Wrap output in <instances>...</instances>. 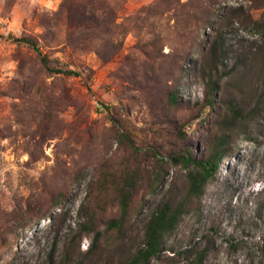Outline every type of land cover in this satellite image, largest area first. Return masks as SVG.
<instances>
[{
  "label": "rangeland",
  "instance_id": "rangeland-1",
  "mask_svg": "<svg viewBox=\"0 0 264 264\" xmlns=\"http://www.w3.org/2000/svg\"><path fill=\"white\" fill-rule=\"evenodd\" d=\"M62 2L0 0V264H120L166 200L185 210L149 264H264V0H95L91 37ZM232 104L254 114L203 196L186 198L188 169L169 155L207 156ZM124 194L120 232L109 222Z\"/></svg>",
  "mask_w": 264,
  "mask_h": 264
},
{
  "label": "trees",
  "instance_id": "trees-1",
  "mask_svg": "<svg viewBox=\"0 0 264 264\" xmlns=\"http://www.w3.org/2000/svg\"><path fill=\"white\" fill-rule=\"evenodd\" d=\"M82 1L84 0H63L60 11L66 12L68 22H70L69 26L72 28L71 30H75V28L83 29V31L86 32V36L91 37L92 32H97L96 30L104 25V21H101L99 15L95 12V0H89L93 4L91 9L83 6L80 3ZM255 26L263 27V24H261L260 21H255ZM0 36H3V34L0 33ZM7 38L28 45L36 53L47 70L67 76L80 75V73L73 68H63L58 65H53L50 56L41 49L36 39L28 36L17 37L13 35H8ZM68 42L69 44L75 45L73 39H68ZM216 87V81L212 82L209 86L210 91L207 96V105L210 107L216 104ZM170 100L173 103H177V97L174 93L171 94ZM226 113H228L229 119L227 117L223 118L218 125L219 135H217L215 143L207 156H196L192 152L191 147L181 149L169 155V160H171L173 164H180L184 169H188L186 198L200 199L203 196L207 183L217 175L235 136L239 135V122L249 119L254 114V109L245 112L238 105L232 104V106L227 108ZM122 135L126 136L128 142L131 141V138L126 133ZM130 143L133 144L132 141ZM160 183L161 176L159 174L153 179L155 189L158 188ZM185 206V200H181L176 204L170 200L158 203L145 224L142 244L120 264H149L153 258L158 257L165 248L167 238L177 227L184 213ZM127 215L128 196L124 194L121 200V215L118 219L109 222V228H115L120 232L123 231ZM80 225L81 232L93 231L91 222ZM99 234V232L95 233V240L99 239ZM201 260L202 258L200 261Z\"/></svg>",
  "mask_w": 264,
  "mask_h": 264
}]
</instances>
